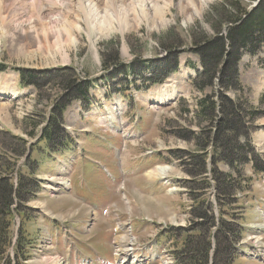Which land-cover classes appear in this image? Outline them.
<instances>
[{
  "label": "rangeland",
  "instance_id": "obj_1",
  "mask_svg": "<svg viewBox=\"0 0 264 264\" xmlns=\"http://www.w3.org/2000/svg\"><path fill=\"white\" fill-rule=\"evenodd\" d=\"M13 1L5 0L2 13L7 19L5 23L0 19V63L8 66L7 72L0 75V164L13 161L10 153L14 152L15 155L23 151L17 139L30 141V132L39 128V122L44 118V113L59 93L58 90H53L54 84H48L41 95L36 94L33 89H21L18 75L13 70L14 67L42 71L69 65L75 68L77 74L92 77L93 80H96L95 86L97 87L94 91L96 101L92 107L89 111H84L79 109V104H75L66 114V127L70 129V134L76 141L74 152L64 160L53 154L46 155L45 161L49 157H54L57 163L51 168L46 166L42 170L41 176L45 179V186L48 188V193L43 195L44 200L47 197L50 198L46 201V206L52 208L51 211L57 216L71 221L85 218L86 230L78 232V235L83 237L80 243L83 246L85 243L95 245L102 253L109 256L111 262H113L115 248L125 247L123 241H120L122 236H127L130 241L136 240L131 247L137 254L144 253L149 256L148 247L156 245L157 240H160V244L162 241L166 242L163 228L175 227L177 229L176 227L183 225V222L188 223L195 220L196 212L205 206V202L211 203L215 198L214 191L217 193V187L220 189L217 182L214 180L212 181L215 183L210 182L209 175L201 179L199 170L192 168L200 178L190 177L184 162L187 161L190 154L196 151L197 147L195 142L186 141L183 138L188 133L184 131L179 133L184 128L187 131L202 133V130H198L195 125V115L200 111V106L196 108L197 101L202 100L205 96L213 95L220 88H209L204 94L193 91L189 86V78L191 79V76L195 74L190 68L191 66L187 67L185 63L191 61L197 66L198 59L194 55L186 53L181 58L179 74L172 76L169 83L175 82L178 85H183L185 89H182L181 92H187L183 96L186 97L189 104L176 101L167 104V106L156 105V100L159 97L158 86L151 88L148 92L133 93L132 101L118 95L106 99V85L101 80L103 76L101 65L105 61V64L109 66L108 57L114 56L125 64L135 60L133 64H136V68H142V60H154L162 58L166 54L160 49L161 44L170 47L176 45L174 49L178 50L183 45L190 47V44L194 42L193 39H196V36L201 33L207 37H213L215 35L213 27L218 20L223 18L222 14H216L217 12L213 9L222 6L228 0H211L210 2L195 0V8L187 6L184 0H173V5L168 7L167 0H163L160 6L162 7L161 13L163 11L162 14L166 17L165 23L161 22L164 20L163 18L158 20L156 25L147 22H133L128 32L122 34L123 30L119 29L113 32L110 38H104L110 31H102L97 34L89 22L74 21L88 13L83 3L80 4L77 0V2L73 0L69 4L67 1L57 0L66 3L63 10L65 12L55 10L52 15L62 14L65 17L67 15L70 20H68L69 22L49 23L46 25L47 31H43L42 25L36 21L28 27L25 21L29 20L30 16L33 17L37 11L29 4L15 7ZM241 1L250 2L249 0ZM127 4L128 2H124V5L127 6ZM108 10L111 11L112 8ZM115 11L118 13L119 9L115 8L110 14H117ZM151 13L154 16L153 10ZM23 30H26L27 33L23 34ZM74 40L77 42L74 43ZM178 41H181L182 44L179 45ZM263 59L264 54L262 53L258 57L243 59L240 72L241 83L245 91H241L240 95L246 102L241 116L245 118L246 124L250 125L248 133L253 132L251 137L256 140L255 149L258 153V160L264 164V65L261 64ZM17 89H21L19 99H5L6 94L4 93L7 92V94L12 92L11 96L14 93L16 97L13 91H17ZM226 94L235 99H238L239 96L234 92ZM48 98L50 101L47 100ZM3 99L5 101H2ZM214 99L215 102L218 101L217 97ZM116 104H120V106H116ZM190 106L192 115L185 119L183 110L189 109ZM252 111L258 112L256 117H252ZM113 117L116 119L113 120ZM168 121L173 123L171 127L166 125ZM217 124L219 123L217 122ZM110 125H112V129L109 128ZM205 127H209V125H205ZM200 135H203V138L210 137L212 139L215 137V132L211 130L210 133ZM45 149L48 151L47 148ZM149 151H153L154 156L157 157L154 158L155 163L148 170L153 171L158 166L169 169L168 177H170H167V180L170 184L168 186L163 185L160 178H150L149 173L147 175L145 173L143 176V170L147 166L138 163H145L148 158H151L146 155ZM126 152H131L128 159L124 158ZM35 157L37 156L35 155ZM84 165V172L81 175L84 182H79L75 187V194L80 199L81 205L70 202L68 194H63L60 197L52 196L53 192H49L50 186L56 185L63 178H67V181L68 179L73 180L76 175L81 173ZM123 168L124 172L121 171ZM220 169L226 173L230 171L223 164H220ZM13 175L16 178V172ZM235 175L238 177L237 173ZM242 176L241 182L246 178L251 180L249 186H246L245 192L246 196L249 192L248 201L256 207L257 204L251 200L253 199L251 196L255 194L257 197L263 198L264 189L262 190L261 184H264L260 183V180L264 181V174L253 171L252 167H246ZM121 184L122 188H120ZM152 185L163 188L158 193L148 189ZM237 190L240 192V188ZM127 198L134 200L133 207L127 206L122 210H127L128 216L127 214L124 217L118 216V212H120L118 208L113 214L106 216V222H104L101 212L96 213L97 219L86 216L90 210H93L86 202L98 203V208L101 209L100 202L104 204L106 201L102 207L104 210L112 203H116V207L121 206V202ZM44 200H36L29 206L36 211L37 221L35 224L38 226L42 224V217L38 215L37 209L42 208L40 204L44 203ZM83 203L84 206H82ZM197 207L198 209H196ZM48 208L47 210L50 212ZM47 210L45 211L48 212ZM74 214L79 215L73 216ZM231 214L240 219L241 223L246 220V222L252 220V223H255L258 219L253 209L247 211L240 209ZM147 219L156 224H148ZM97 220L99 224L96 223ZM119 221H121V230L114 232V229H117L116 223ZM130 223L132 226L134 225L133 228L127 227ZM18 224L19 219L16 218L15 226H12L13 233L16 232L14 228L17 229ZM0 225L4 226L3 222H0ZM157 230L161 234L153 239L152 236L157 233ZM198 234L200 235V233ZM150 235L152 236L150 237ZM89 236L94 238V242L89 243ZM185 237L186 234H180L178 238L174 236L168 259L175 256V252L181 251ZM42 239L41 242H43ZM37 244L40 247L38 249L35 245L33 256L30 259L31 264H50L48 259L56 260L55 254L45 249L46 245L43 244L41 247V243ZM61 247L63 244L60 243L59 248ZM221 258L224 260L226 256H221ZM7 263L9 264V261ZM152 264L163 263L154 261ZM234 264L257 263L240 257L235 260Z\"/></svg>",
  "mask_w": 264,
  "mask_h": 264
},
{
  "label": "trees",
  "instance_id": "obj_2",
  "mask_svg": "<svg viewBox=\"0 0 264 264\" xmlns=\"http://www.w3.org/2000/svg\"><path fill=\"white\" fill-rule=\"evenodd\" d=\"M248 7L249 4L244 1H226L222 6L216 7L218 9H213L217 12L216 14L223 15V18L218 20L215 27H213L215 35L207 37V35L201 33L196 36V39L193 37L194 42L191 46L200 57L203 66V72L196 81V88L202 93H205L209 88H220L214 89L216 91L213 95L205 96L198 101L200 111L195 115V125L198 130H202L200 134L205 135L214 130L215 137L212 139L210 137L203 138V135L187 131L185 128L179 132L188 133L183 138L186 141L195 142L197 147L196 151L190 154V157L184 162L189 174L194 177L198 175L195 174L192 168L199 170V176L206 174V156L211 143L217 152L216 156L230 165L248 161V153L246 151L248 147L240 143L242 138L247 137L250 125L246 124L245 118L241 116L246 102L240 95V92L244 90L240 81L239 63L244 54L255 56L264 50V0H261L255 9L250 10ZM178 43L179 45L182 44L181 41H178ZM175 46L170 47L161 44L160 49L169 53L166 60L164 62H151L150 65L155 66L158 71L164 69L165 75L169 67L176 68L178 56L175 54L177 50L174 49ZM109 61L110 65L120 64V61L114 56H109L107 62ZM52 76L48 77L50 79L47 78L40 82L37 87L43 88L48 84H54L55 89L61 90V98L54 108V120L52 123L55 130L60 132L64 110L73 99L85 96L88 87L86 83L78 82L74 79L71 69H66ZM26 77L29 85H37V75L34 72H28ZM229 92L239 94L238 99L227 96L226 93ZM215 97L218 99L217 102H215ZM251 113L252 117H256L258 114V112L255 113L253 111ZM183 114L186 119V117L190 116V111L183 110ZM215 123L216 127L214 128ZM205 125H209V127H205ZM54 128L51 127L49 138L51 141L53 139L62 141L65 134L61 133L59 136H55ZM17 140L23 148L25 143L22 140ZM9 171L8 167L5 173L7 174ZM214 174H216L214 181L219 184L220 189L218 188V190L222 198L231 200L236 189V182L229 175L226 176L216 171H214ZM11 189L12 185L9 179L1 177L0 218L13 205ZM28 192V184L24 182L18 192V197L22 196L25 200ZM196 214L197 219L203 220V223L198 225L200 235L197 237L194 235L187 236L183 250L179 253L178 259L181 264H210L209 256L212 244L210 232L215 227L214 218L210 217L205 209L198 210ZM8 237V227L5 226L3 229L0 227V255H4L10 244ZM239 237L240 234L236 227L229 224L222 225L215 235L217 246L214 264H231V239H239ZM221 256H226V258L223 260Z\"/></svg>",
  "mask_w": 264,
  "mask_h": 264
},
{
  "label": "bare ground",
  "instance_id": "obj_3",
  "mask_svg": "<svg viewBox=\"0 0 264 264\" xmlns=\"http://www.w3.org/2000/svg\"><path fill=\"white\" fill-rule=\"evenodd\" d=\"M65 1H67L69 4V2H72L73 0H64L63 2H65ZM74 1H76V0H74ZM77 1L80 4L83 3V5L86 7V10L88 13L85 16L78 17L77 20H74V21L79 22V21L84 20L85 21L84 23L89 22V24L92 25L93 29L96 30L97 34H100L102 31L103 32L110 31L104 38H110V35L119 29L123 30L122 34H125L132 27L133 22H147L149 24H155L156 25L158 20L163 18L164 20H162L161 22L165 23V19H166V17L162 14L163 11L161 13L162 7L160 5H161V2H163V0H77ZM184 1H185L187 6H191L193 8L196 7L195 0H184ZM200 1L210 2L211 0H200ZM124 2H128L127 6L124 5ZM167 3H168L167 4L168 7H171L173 5V0H167ZM13 4L15 5V7L20 6L22 4H29L30 6L33 7V9H35L37 11V13L33 15V17L30 16V19L25 21V23L28 25V27H29V25L34 24L36 21L39 23V25H42L43 31H45V30L47 31L46 25L49 23H59V22L61 23V21L70 20V18L66 14H65L66 17L63 16L62 14H58L57 16L52 15V13L55 10H58L59 12L60 11L63 12V9L66 5V3L64 4V3L59 2L57 0H14ZM71 4H73V3H71ZM71 4H70V6H72ZM6 5H7V3H6ZM74 5H75V3H74ZM4 7H5V0H0V19L3 23H5L6 19H7L3 15L4 13H2ZM109 8H112V10L109 11L108 10ZM115 8L119 9V12L117 13L115 11V13H117V14H110L111 12H113V10ZM29 10H30V8H29ZM152 10L155 13L154 16L151 15V14H153V13H151ZM82 11H83V9H82ZM22 12H23V10H22ZM82 13L84 14V12H82ZM79 14L81 15V13H79ZM18 17H19V15H18ZM13 18H14V16H13ZM16 25H18V24H16ZM73 25H74V22H73ZM57 26L59 28V25H57ZM65 28H66V26H65ZM89 29H91V28H89ZM59 32L61 33V31H59ZM24 33H27L26 30H23V34ZM45 36H47V35H45ZM75 42H77V41L74 40V43ZM125 55H126V53H125ZM179 93H182V92L178 91L177 87L174 84L172 86H163L159 91L158 103H169L175 97H177V95ZM11 97L12 98L15 97L14 93ZM168 171H169V169H167V168L155 169L154 171L150 172L148 176L152 179L153 178H155V179L160 178L161 180L166 181V179L168 177ZM173 177H174V175H173ZM164 184L168 185V182H166ZM121 241H123V244H125L127 242V240L125 238H122ZM123 248H124V246H123ZM127 252H128L127 249L120 250L118 255H117V259H121V261L125 262L127 260V255H128ZM58 264H61V263L59 262Z\"/></svg>",
  "mask_w": 264,
  "mask_h": 264
}]
</instances>
